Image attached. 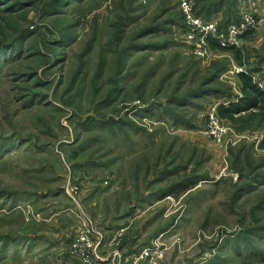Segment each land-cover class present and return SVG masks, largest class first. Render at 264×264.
<instances>
[{
  "label": "rangeland",
  "instance_id": "1",
  "mask_svg": "<svg viewBox=\"0 0 264 264\" xmlns=\"http://www.w3.org/2000/svg\"><path fill=\"white\" fill-rule=\"evenodd\" d=\"M182 1L0 0V264H264V122L203 133L264 89V0H221L256 26L208 58Z\"/></svg>",
  "mask_w": 264,
  "mask_h": 264
},
{
  "label": "built area",
  "instance_id": "2",
  "mask_svg": "<svg viewBox=\"0 0 264 264\" xmlns=\"http://www.w3.org/2000/svg\"><path fill=\"white\" fill-rule=\"evenodd\" d=\"M180 7L186 24V37L194 48V55L200 58H208L211 42L214 41L223 48L237 45L240 37L256 26L253 13H240L233 21L218 27V21L199 17L190 1H182ZM230 129L229 122L221 118L217 112L212 110L207 114L203 133L208 137L219 139Z\"/></svg>",
  "mask_w": 264,
  "mask_h": 264
},
{
  "label": "trees",
  "instance_id": "3",
  "mask_svg": "<svg viewBox=\"0 0 264 264\" xmlns=\"http://www.w3.org/2000/svg\"><path fill=\"white\" fill-rule=\"evenodd\" d=\"M222 1L220 0L219 3L214 4L213 7L205 8L206 11L203 12V17L208 18L212 13H217L220 11V5ZM212 9V10H210ZM198 14V12H196ZM211 19V18H208ZM234 20V19H233ZM231 20V21H233ZM230 22V21H229ZM228 23V22H227ZM216 44V42H212ZM217 45V44H216ZM230 48V47H229ZM233 48V47H231ZM239 78L242 81L241 85V91L242 96L239 97L236 101H231L227 105H221L218 108V114L228 121H234L237 117L242 116L246 112H251V116L258 117L260 119V122H264V89L257 86L253 81L252 77L248 76L246 74L240 73ZM214 90H207V92L213 93ZM199 95L197 94H191L190 97L197 98ZM258 112V113H256ZM261 145H264V141L261 142ZM264 167V160H260L255 166V170L263 169ZM257 178H261V175H256ZM258 180V179H257Z\"/></svg>",
  "mask_w": 264,
  "mask_h": 264
},
{
  "label": "crops",
  "instance_id": "4",
  "mask_svg": "<svg viewBox=\"0 0 264 264\" xmlns=\"http://www.w3.org/2000/svg\"><path fill=\"white\" fill-rule=\"evenodd\" d=\"M218 14V13H217ZM240 135V134H239ZM242 136V138H247L246 136H244V135H241ZM241 136H237L238 138H240ZM264 136H262V138H263ZM256 147H259L257 144L255 145ZM261 148H263L264 149V145H261L260 146ZM254 148V147H253Z\"/></svg>",
  "mask_w": 264,
  "mask_h": 264
}]
</instances>
